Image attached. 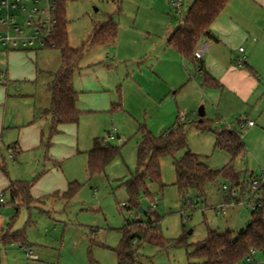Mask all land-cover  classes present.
Here are the masks:
<instances>
[{"label":"rangeland","instance_id":"rangeland-1","mask_svg":"<svg viewBox=\"0 0 264 264\" xmlns=\"http://www.w3.org/2000/svg\"><path fill=\"white\" fill-rule=\"evenodd\" d=\"M170 1L121 0L118 12L112 0H66L68 43L73 48L86 42L94 26L109 16L116 23L120 40L117 47L98 45L87 49L79 60L81 69L76 72L74 83L83 87L79 89L83 105L90 106L92 102L85 98L84 87L98 84L104 89H98L99 92L111 94L106 77L109 83L116 81L124 112L110 114L80 109L77 123L62 125L52 135H49L50 118L42 116L32 122V114L39 115L47 106L49 72H56L60 65L58 50L36 44L31 49H0V97L6 99L5 106L0 102V123L5 108V128L0 129V162L7 169V174L0 171V191L9 180L29 181L33 197L29 204L16 208L4 193L0 231H21L25 243L0 241V264H117L110 248L118 244L125 220L154 219V212L160 217L164 238L173 240L182 236L189 246L160 248L144 242L136 264H187V255L194 250L192 244L205 238L208 228L236 232L249 223L256 196L252 200L248 196L251 179L248 175L264 172V122L252 114V120L248 119L241 128L237 115L220 118L207 95H202L204 103L197 104L191 85L174 94L176 88L168 86V82L177 84L180 79L176 68L158 62L150 55V49L132 50L130 41L135 35L152 34L162 30L164 23L174 24L184 17L186 2L181 16L176 17ZM37 6L45 8V0H40ZM93 68L99 70L85 77L84 73ZM183 71L185 82L193 71L190 65H185ZM204 104L209 119L223 121L242 137L245 150L233 161L239 184L220 176L214 183L205 184L204 195L191 189L181 196L173 184L172 159L167 156L160 160L164 186L147 183L148 193L138 199V208L146 212H139L128 203L121 185L136 167L139 139L136 121L158 135L181 111L192 114L197 121L198 108ZM94 138L119 146L120 154L104 171L89 176L86 152ZM187 143L188 149L201 155L211 169L222 168L230 159L225 151L214 147L211 131L191 128ZM16 150L19 152L15 153ZM183 152L179 151L177 156ZM70 182H77L79 189L72 198L65 199L61 195ZM223 185L227 189H222ZM54 190L60 193L52 194ZM231 190L236 191V196ZM257 192L264 197L262 187ZM186 199L196 201L197 207L186 206ZM220 203H227L223 214H217L214 209ZM261 211L264 213V208ZM26 250L36 257L26 256ZM250 253L237 264H264V250Z\"/></svg>","mask_w":264,"mask_h":264},{"label":"trees","instance_id":"trees-1","mask_svg":"<svg viewBox=\"0 0 264 264\" xmlns=\"http://www.w3.org/2000/svg\"><path fill=\"white\" fill-rule=\"evenodd\" d=\"M120 10L121 0H112ZM229 0H193L182 22L174 29L167 39L169 47L177 51L185 59L191 60L202 71V85L209 86L213 80L205 71L201 61L194 56L197 44L203 37L210 36V26L223 11ZM66 0H57L54 10L55 27L50 37L51 45L45 48L56 49L59 52L60 65L56 72H49L51 80L47 83L50 94L48 106L39 114L34 115L32 122L48 116L50 118L49 135L58 130V126L67 123H77L80 111L76 108L78 92L73 87V75L79 68V60L84 52L94 46L111 45L117 37V25L112 16L94 26L86 42L79 47H71L68 43L67 19L65 13ZM120 99V95H119ZM121 108V101L113 103L111 111ZM191 128L199 131H211L214 135V147L225 151L230 159L222 168L211 169L202 156L190 151L187 143V133ZM139 139L136 145V167L134 173L121 183L127 194L128 203L138 208L141 194H147V183L164 186L161 181L160 160L171 157L174 168V185L181 196L191 189L204 195L206 183H214L220 176L229 178L235 185L239 184L238 176L233 167V161L243 153L245 144L239 133L232 129H217L206 120L190 122L176 121L163 133L154 135L145 124L136 129ZM49 145V143H48ZM15 147V146H14ZM184 150L177 156L179 151ZM19 151H15L18 153ZM120 154V147L94 138L91 148L86 152V170L89 176L104 171L105 167ZM0 171L7 174L6 166L0 162ZM256 176V175H255ZM250 173L248 177H255ZM32 182L9 180L8 186L1 190L7 193L9 202L18 208L27 205L33 199L30 194ZM77 182L68 183L62 193L65 199L72 198L78 191ZM264 189V186H262ZM123 207L127 204L123 203ZM139 209V208H138ZM146 212V211H145ZM153 213V211H152ZM14 216H11L13 218ZM146 221L136 218L126 219L120 228L121 237L118 244L110 249L116 255L117 264H136L139 248L147 242L160 248L189 245L182 236L173 240L163 237L160 230V217L153 213ZM94 243L93 239H91ZM0 241H20L25 243L21 231L1 233ZM194 250L188 253L187 264H237L248 257L250 250H264V213L256 206L251 212L249 223L234 232L226 229L219 232L207 229L206 237L192 244Z\"/></svg>","mask_w":264,"mask_h":264},{"label":"crops","instance_id":"crops-1","mask_svg":"<svg viewBox=\"0 0 264 264\" xmlns=\"http://www.w3.org/2000/svg\"><path fill=\"white\" fill-rule=\"evenodd\" d=\"M185 2L186 15L193 0H182L181 12ZM166 3L167 1L165 4ZM182 19L176 21L174 24L168 21L164 23L162 30L152 34L141 33L139 36L135 35L134 39L130 41V44L132 42V50L138 52L136 50L142 48L146 50L150 49V55L153 54L152 56L158 62L165 63L167 66L172 65L173 68H176L175 71L178 72V77L180 78L177 81L178 85L173 82H168V86L176 88L173 91L174 94L175 92L177 93L179 89H183L186 85H191L192 92L196 95V97L194 96V100L197 104L199 102L204 103L205 98L202 95H207L216 106L215 110L217 114H220V118L228 119L237 115L236 120L237 123L240 124L241 117L252 120V114H255L264 122V0H229L223 11L211 24V35L203 37L197 44L196 49L202 44L206 45V49L203 51L202 55L196 59L202 62L204 71L213 79L210 80L209 86L202 85V71H199L191 60L185 59L167 44L169 35L182 22ZM130 36H133V34H130ZM119 42V37H116L113 44L105 46L115 48ZM240 48H242V50H240ZM10 53L11 52H9L8 55ZM185 65H190L193 75L192 77H188L184 82L186 76L183 67ZM80 69L81 67L79 66L73 75V87L79 94L76 102V108L79 111L80 109L86 111H108L110 114L124 112L122 109L121 91L117 87L116 81L109 83L107 77L106 86L111 89V94L99 92L98 89L101 90L102 88L98 84L94 87H84L85 98L87 100L90 99L92 104L90 106L83 105V96L80 94L79 90L83 87L76 86V82L74 83V76ZM97 70H99V68H93L84 73V75L87 77L96 73ZM102 91H104V89H102ZM119 100L121 101V108L118 107L115 111H111L112 104L119 102ZM1 101L3 102L2 105L5 106L6 99L0 97V102ZM224 103H227V105H223ZM46 107H44L43 110ZM198 113V120H206L214 128H216L218 124H223V121L213 122L205 115V104L200 105ZM4 116L5 108H2L0 123V129L2 131L5 128ZM32 116H34V113ZM181 116H184V119H181ZM129 117L131 116L129 115ZM177 120L187 123L194 121L192 114L188 115L186 112L181 111L176 115L174 122L161 133L173 126ZM136 124L138 127L141 122L136 121ZM62 125L65 124L59 125L58 128ZM217 129L234 130L230 125L225 124ZM54 193L59 194L60 192L59 190H54L52 194ZM52 194H50V196H52Z\"/></svg>","mask_w":264,"mask_h":264},{"label":"built area","instance_id":"built-area-1","mask_svg":"<svg viewBox=\"0 0 264 264\" xmlns=\"http://www.w3.org/2000/svg\"><path fill=\"white\" fill-rule=\"evenodd\" d=\"M40 0H0V49H26L35 44L39 47L51 45L50 37L55 27L54 10L57 0H45L46 7L37 6ZM175 16H181L182 0H171ZM31 5V6H30ZM206 45L202 44L194 51V56L199 58ZM242 50V48H240ZM184 119V116L180 117ZM240 127L248 123L245 117L240 119ZM264 186V172L252 177L249 182L248 196L252 200L255 196L253 205L259 209L264 208V197L258 195L257 190ZM222 189H227L226 185ZM231 194L236 196V191L231 190ZM4 203V193L0 192V213ZM197 207L190 199H186V206ZM217 214H223L226 210V204L220 203L214 207ZM253 251L252 249L250 252ZM251 255L249 253L248 257ZM26 256L35 258L30 251L26 250Z\"/></svg>","mask_w":264,"mask_h":264},{"label":"water","instance_id":"water-1","mask_svg":"<svg viewBox=\"0 0 264 264\" xmlns=\"http://www.w3.org/2000/svg\"><path fill=\"white\" fill-rule=\"evenodd\" d=\"M139 212H145V210H143L142 208L138 209Z\"/></svg>","mask_w":264,"mask_h":264}]
</instances>
